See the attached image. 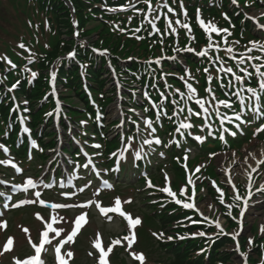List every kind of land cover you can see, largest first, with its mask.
<instances>
[{
	"label": "rangeland",
	"instance_id": "rangeland-1",
	"mask_svg": "<svg viewBox=\"0 0 264 264\" xmlns=\"http://www.w3.org/2000/svg\"><path fill=\"white\" fill-rule=\"evenodd\" d=\"M14 4H19L25 12L28 9V7H26V5L22 2V0H0V9L5 8V7H12L14 6ZM118 10L119 12L125 11L123 9H118ZM246 11H247V17H249V19L251 20L250 21L251 25L254 23V27L252 29L253 33L257 36H260L261 33H264V28L261 27L262 25H264V15H262V13H264V5L261 4L260 6H256V7L249 6L246 8ZM33 14L34 13L30 15L31 22H33V17H34ZM11 15L12 14L9 11L6 12L5 14V16L9 19V23L5 26V29L15 32L16 28L14 27V21L11 19ZM15 24L24 33L28 31V28L24 26L23 21L21 19H16ZM88 27H93V24L89 25ZM33 31L36 33L35 29ZM94 31H97V30H94ZM92 36H93V39H96L97 35L93 34ZM41 39L42 38L39 37L36 41H32L30 39L25 41L23 43L25 45L24 48L19 47V45L22 44V43H19L18 48L23 49V52H17L0 38V57H4V59L2 60L10 61L15 55H27L35 50V48L38 46L39 41ZM229 43H234L238 45L240 41L238 42L235 39H230ZM241 49L242 50L245 49V44H244V48H241ZM144 53H145V46H142L140 54H144ZM244 55L247 56V54H244ZM65 96L69 97V95H65ZM123 107L125 106L123 105L122 98H115L112 103L106 106L105 125H107V128L110 127L116 120H121L120 118L121 114L119 112L121 110L123 111ZM127 109L128 108H125L124 110H127ZM138 112L140 113V111ZM42 126H43V129H46V125H42ZM54 128L56 131L55 141L48 140L49 144L51 141V143L55 145L54 148L50 150L49 148L50 146H48V143L44 145L45 150H47L46 152L48 153L49 158H50L49 165L44 166V167L35 165L34 170L25 168V172L27 173L22 178V181L27 180L28 177H31L34 181H37L38 184L41 185L46 181V178L49 176V174L55 172L56 168H53V166L55 165L56 167L57 166L56 163L59 162L60 164L63 165L62 161H64V158H65L66 159L65 164L69 165L70 158L65 153L66 151L63 150V144L67 143L68 137L73 135L74 129L73 128L66 129L65 127L61 126V124H59L58 126ZM121 129H122V126L118 124L114 128H111L108 130H109V133L113 132L112 135H115L118 132H121ZM59 148L61 151L57 152V149ZM107 148H109V145L107 146ZM263 148H264V143L261 140L260 141L252 140L248 144H244L243 148L241 149V152H239L238 154H236L232 150H229V151L224 150V151L218 152L214 156L212 163H210L213 166V168L210 170L209 176H214V174L218 173L220 179H223V174H222V171L220 170V164H224V161H225L227 163L233 162L239 165V162L242 161L248 153L255 152ZM20 151H21L20 153L23 154L24 150L21 149ZM220 155L224 157V160H220V157H221ZM171 158H172L171 156H168L167 158H159V160L165 161L169 165V168H171L173 171H177V168L173 167L176 165V163ZM97 161L101 162V159H97ZM154 169H157V168H153V170ZM198 169H200V167ZM101 170L103 172L105 171V169H101ZM176 174H178V172ZM205 175L206 174L204 173V176ZM3 177L4 175H2V178ZM203 178L206 179L205 177ZM166 179L167 181H169L170 177H167ZM239 179H243V178L239 177ZM86 189L87 188H83V190H86ZM138 190H139V187L137 186L135 187L125 186V188H118L116 193L122 196L123 198H125L126 202H129L132 199L137 197ZM40 191H43V189H41ZM45 195L48 198H52V196L48 193ZM91 197L92 196H89L88 198L90 199ZM148 197H151V196L147 195L145 199ZM199 197H200V200L198 202V205L201 207L202 211L200 212L203 213V215H201V213L191 212L187 220L183 222L181 221L179 223L181 224L180 227L186 230L185 234H187L188 236H197L193 234L204 232L207 234V237L200 236L202 237L201 241L213 240L211 245L215 249L218 246V243H217L218 240H216L217 234L215 232H212V230H210L209 228H211V226L214 225L212 221H214L216 218V220L219 219L224 225L223 230L225 229L227 230L229 234L228 238H232L237 243H239L240 241L242 248L247 249L248 253L254 250L253 251V255H254V253L257 252L258 248H255L250 243H248V241L251 238L250 228H252L253 231L257 233L258 229L256 228L255 224L257 223L260 226V228L262 225H264V213H262V211H264V205L262 204L261 207L256 209V211L253 212L252 216L248 215L247 219L246 217L244 218V226L246 225L245 226L246 231H241L240 233L233 234L235 232V229L238 228V224L236 223L234 219L228 217V216H231L228 214L230 213V209L228 208V210H226L225 213L222 214V207L217 206L215 204L212 196L206 189L202 190L200 195H198L196 198L198 199ZM26 198L31 199L32 198L31 194L26 196ZM137 203H138V206L140 207L139 202ZM32 204L33 203H26L25 208L22 209V208H18L19 206L18 207L13 206V205H18V203L15 201L13 205L11 206L12 211L9 213L10 214L9 219L6 218L3 221V222H6V232L4 234L3 240L0 243V252L3 251L4 244L6 243L9 237L11 238L13 237L14 239V244L12 248L9 251L4 252L3 254L6 260H12L15 257L20 256L27 249V246L31 244L29 242V236L31 237V242L35 240L38 230L44 224L45 219L48 216L47 212L43 210H35V211L31 210V211L24 212L26 207H30ZM209 204L214 205V206L212 208H209L208 207ZM60 205H66V204H60ZM164 206L166 207V205H163L162 207ZM143 207L146 208L144 205ZM14 210H18V211L13 212ZM126 213L130 214L133 219L140 218L141 220V223L135 226V231H134L135 239L137 241L144 242L145 240H150L154 243V245L159 244V241L157 240V234H159L160 231L155 223V220H153L146 212L141 211L140 209L135 207V205L132 206L131 204H127ZM169 213H173V212L169 211ZM37 214H39L40 217H43V219L38 218ZM57 214L60 215L61 217L68 218L69 220L74 219L77 215L69 211H66V212L57 211ZM235 216L237 217V214ZM205 217H207L208 219L206 220ZM167 221H170V219L165 220L163 223L166 224ZM177 221L178 220H175V221L173 220L170 223L175 225L177 224L176 223ZM31 222H32V225H31ZM168 228L169 227L167 226V229ZM24 229H28V232L26 233ZM102 232H103V228H101L98 224L86 225L82 228L80 232V236L93 240L98 235H100ZM21 233H26V234H21ZM240 235H244V237H240ZM196 238H199V237H196ZM248 238L249 240H246ZM260 238L261 239L258 242L264 239V232L260 235ZM232 239H228V241ZM208 245L210 244H207V245L205 244L204 247ZM222 246H223V243H221L218 249L217 248L215 249V250H224V252L222 255L220 251L215 253V256L217 258L214 260V264H246V259L243 256H240V254L237 252V249H235L237 245L234 246L232 243L231 244L227 243L226 245H224V247ZM250 247L253 250L250 251ZM197 252L198 251L194 253L196 254Z\"/></svg>",
	"mask_w": 264,
	"mask_h": 264
},
{
	"label": "snow or ice",
	"instance_id": "snow-or-ice-1",
	"mask_svg": "<svg viewBox=\"0 0 264 264\" xmlns=\"http://www.w3.org/2000/svg\"><path fill=\"white\" fill-rule=\"evenodd\" d=\"M233 2L236 3L237 0H233ZM149 3H150V0H149ZM169 10H170V11H173L172 9H169ZM262 15H264V13H262ZM177 23H179V21H177ZM169 24L171 25V21H169ZM200 24L205 28L206 32H208L209 34L212 33V32H225V33H227V31H228L227 29H221V28H218L216 25L212 24L211 22L205 23V21H204L203 19H200ZM182 26H183L184 28H189V27H190V26L187 25V24H184V25H182ZM261 27L264 28V25H262ZM172 31H175V28H173ZM251 43H252L253 47H259L261 51H264V44H261V43H259V42H251ZM212 46H213V45L210 44L208 47H212ZM19 47L24 48L25 45H24V44H20ZM188 50H189V51H192V49H188ZM105 51H106V50H105ZM227 51H228V53H231V52H232V48L229 47V48L227 49ZM248 51H251V49H249ZM198 54H199L200 56H205V55L207 54V48H205L203 51L199 52ZM70 55H75V53H70ZM0 59H4V57H0ZM241 59H243V57H241ZM248 59H257V57H251V56H250V57H248ZM158 62H159V60H157V63H158ZM8 63L11 64V61H8ZM13 67H14V65H13ZM205 71H207V69H205ZM227 71H228V72H231L232 69L229 68V69H227ZM245 72H247V69H245ZM257 72H259V75H260L262 78H264V72H260L259 68H257ZM31 75H32V77L34 78V77L37 76V73H36V72H32ZM237 79H242V77H237ZM18 83H19V82H18ZM15 86H16V85H13V87H15ZM188 87H189V89H190L193 93L196 91V89H195V88H192L191 85H188ZM260 88H261V90H264V79H262V81H261ZM208 91H211V89H209ZM248 91L252 92L254 95L257 94V89H255V88H249ZM196 102H197L198 104H200V105L203 107V103H204V102H203L202 100H197ZM219 103H220V104H224V105H228L229 107L231 106V105L229 104V102H228V101H225V100H220ZM57 107H59V105H57ZM204 111L207 112L208 110L205 108ZM195 114H196V115H200V113H198V112L195 113ZM48 115H52V113H48ZM261 115H264V112H262ZM236 118H237L238 120L240 119V114H239V113L236 114ZM82 123H86V122H83V121H82ZM147 123H148L149 125H151V121H148ZM190 127H192V125H191V124H188V123H181V125H180V128H185V129H187V128H190ZM179 130H180V129L178 128L177 131H179ZM261 130H264V127H262ZM25 131H28V130L25 129ZM153 131H155V129H153ZM233 135H235V133H233ZM197 139H202V138L197 137ZM155 142H156V143H160V141H159L158 139H157ZM145 143H149V144H150V143H152V141H148V140H146ZM95 147L98 148V147H100V145H95ZM129 147H130V145H129ZM212 155H215V153H213ZM137 156H139V153H137ZM89 163H91V161H89ZM0 164H11V165H13V167H17V166L13 163L12 160H0ZM258 164H264V160H260V161H258ZM84 167H87V165H84ZM249 167H251V166H249ZM197 170H198V169H197ZM20 171H23V170L20 169ZM252 171H255V169L253 168ZM249 180L251 181V177H249ZM190 182H191V181H190ZM226 182L229 183V184H232V186L235 187V185H234L233 182H232V178H231L230 175L228 176ZM148 184H149V186H152V185H151V181H148ZM17 187H19V188H23V189L27 190V189H29V188H34V187H36V182H35L31 177H29V178L26 180V183H24V184H22V185H17ZM251 187H252V185H251V182H250L249 185H248V198H251V196L253 195V192L251 191ZM81 191H83V189H81ZM162 191L167 192V193H168L170 196H172L173 198L176 197V193L172 192L171 189L168 188V187L163 188ZM256 192H258V193L264 192V184H261V186H260L259 188L256 189ZM35 195H36L37 197H39V196H40V193L37 192ZM65 195H67V193H65ZM223 195H224V194L221 192V194H220V199H221V202H222V203H223ZM234 198L237 199V200H241V199L244 200V204H245V209H244V210L246 211V210H247V207H248V198L240 197L239 194H238V192L235 194V197H234ZM35 202H36V201H22V202H20V203L23 204V203H35ZM39 202H40L41 204H44V203H45L43 200H40ZM129 202H130V201H129ZM176 203H177V204H181V203H183V207H185V208H195V207H196V205H195L194 203H190V202L185 203V202H183V201H181V200H179V199L176 200ZM88 204L90 205L91 202L89 201ZM13 206H14V207H18V206H20V205L18 204V205H13ZM82 206H84V205H82ZM53 207L60 208V207H65V205L55 204V205H53ZM98 207H99V204H98ZM208 207H209V208H212L213 205L209 204ZM228 207L231 208L232 205L229 204ZM100 211H101L102 213H105V214H106V213H109V212H118V213H121V215H124V216L128 219V223H129V225H131V226H133V227H134L135 225H138V224L141 223L140 218H135V219H133V218L131 217L130 214L122 212V210H121V201H120L119 198H116V200H115V207H108V208L100 207ZM197 211H199V209H197ZM228 214L231 215V213H228ZM201 215H203V213H201ZM241 215H243V212L241 213ZM37 216H38V218L43 219V217H40L39 214H37ZM52 219L55 220L56 218L53 217ZM205 219L207 220L208 218L205 217ZM82 222H83V223H86V214H81V215L75 220V227H76V230H74L70 235H67V241H71V240L73 239V237L77 234V231L81 228ZM212 223H214V224L216 225V227L220 229L221 233H223V231H224V230H223V227H222V225H221V223H220V221H219L218 219L212 221ZM0 226L6 227V222H2V223H0ZM24 231L27 233V232H28V229H24ZM50 231H51V232H57V230L54 229V228L52 227V224H51V223H48V224H47V229L44 230V231L42 232V237H43V239L41 240V242H40L39 245H37V244H35V243H32V242H31V237L29 236V242L32 243V247H33L34 250H35V255H33L32 257L26 258V259L23 260V261L19 260L18 258H14V259H15V264H43V261H41V259H40L41 249L44 248V244H45L46 242H47V243H51V241L49 240V232H50ZM261 231L264 232V225L261 226ZM157 235L162 236L163 234H157ZM193 235L205 236L206 233H204V232H199V233H195V234H193ZM181 238H183V237H181ZM134 239H135L134 236H133L132 240H129V238H128L127 236L124 237V240H127V241H128L129 246H131V244L133 243ZM169 239H171V237H169ZM65 242H66V241H63V240H62V241H61V244L65 243ZM251 242H252V241H251V238H250L249 243L251 244ZM120 243H121L120 240H115V241H113V244H114V245H118V244H120ZM13 244H14V240H13V238L9 237L8 240L6 241V244H5V246H4L3 251L0 252V255H3L4 252L9 251V250L12 248ZM95 246H96L98 249H100V253H101L100 256H99V262H98V264H108V260L106 259V257H107L108 254L112 251V248L109 247L108 250L105 251L103 248H101L99 242H97ZM55 250H56V253H57L58 259L60 260V264H67V261H66L63 257L59 256V253H60V247L57 246ZM202 251H203V250H202ZM67 255H68V256H72V253H71V252H68ZM132 255H133L136 259L140 260V261H141V264H143V261H144L145 258H144V255H143L142 253H141V254L132 253Z\"/></svg>",
	"mask_w": 264,
	"mask_h": 264
},
{
	"label": "trees",
	"instance_id": "trees-1",
	"mask_svg": "<svg viewBox=\"0 0 264 264\" xmlns=\"http://www.w3.org/2000/svg\"><path fill=\"white\" fill-rule=\"evenodd\" d=\"M44 1L45 2H51L52 4H55V5H57L59 3H60L59 5H64L63 0H44ZM57 13L61 14V15H58V17H62L63 22L68 25L66 16L70 15L69 9H66V11H63V8H62V9H59ZM81 19L83 20V16L82 15H81ZM67 81H69L71 83V86L72 87H75L77 91L80 89L78 85H75V83H77V82H78L79 85H81V82L79 81V78L78 77L76 78V80H73L72 81V76H67ZM40 90H41L40 88H37V92H36L37 95H38V92ZM0 132L2 134L3 130H0Z\"/></svg>",
	"mask_w": 264,
	"mask_h": 264
},
{
	"label": "bare ground",
	"instance_id": "bare-ground-1",
	"mask_svg": "<svg viewBox=\"0 0 264 264\" xmlns=\"http://www.w3.org/2000/svg\"><path fill=\"white\" fill-rule=\"evenodd\" d=\"M250 163H252V161H250Z\"/></svg>",
	"mask_w": 264,
	"mask_h": 264
}]
</instances>
